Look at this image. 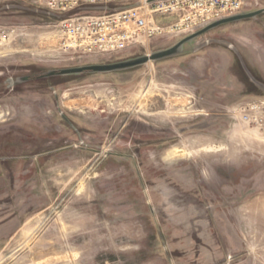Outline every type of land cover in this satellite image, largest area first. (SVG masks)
I'll return each instance as SVG.
<instances>
[{"label":"rangeland","instance_id":"1","mask_svg":"<svg viewBox=\"0 0 264 264\" xmlns=\"http://www.w3.org/2000/svg\"><path fill=\"white\" fill-rule=\"evenodd\" d=\"M132 5L0 0V264H264V135L240 112L264 100V12L137 67L39 78L185 38L159 18L149 43L95 57L52 33Z\"/></svg>","mask_w":264,"mask_h":264},{"label":"built area","instance_id":"2","mask_svg":"<svg viewBox=\"0 0 264 264\" xmlns=\"http://www.w3.org/2000/svg\"><path fill=\"white\" fill-rule=\"evenodd\" d=\"M43 3L55 14H66L85 5L109 2H134V5L105 13H77L55 24L52 33L64 51L80 55L105 57L149 43L165 28L157 24L159 18H172L166 35L189 36L213 22L247 12L245 0H32ZM0 43L9 33L1 30ZM247 122L253 123L264 135V100L241 105Z\"/></svg>","mask_w":264,"mask_h":264},{"label":"water","instance_id":"3","mask_svg":"<svg viewBox=\"0 0 264 264\" xmlns=\"http://www.w3.org/2000/svg\"><path fill=\"white\" fill-rule=\"evenodd\" d=\"M263 12H264V8L257 10V11H253V12H245V13L223 18L185 37L184 39L179 41L174 46L168 49H165V50L158 51L150 55H144L136 59H131V60L114 63V64H95V65H86V66H81V67L67 68V69H62L60 71H51L48 74L43 75V77H49V76H55V75H72V74L76 75V74H82L85 72H109V71H118V70L137 67V66L146 64L147 62L152 61V60L153 61L160 60L161 58H165V57L177 54L184 47L185 43L193 41L197 37L207 33L211 29L216 28L217 26L221 24H225V23L233 22L237 20H242L246 18H252Z\"/></svg>","mask_w":264,"mask_h":264},{"label":"flooded vegetation","instance_id":"4","mask_svg":"<svg viewBox=\"0 0 264 264\" xmlns=\"http://www.w3.org/2000/svg\"><path fill=\"white\" fill-rule=\"evenodd\" d=\"M39 78L43 79V78H46V77H43V76H42V77H39Z\"/></svg>","mask_w":264,"mask_h":264},{"label":"crops","instance_id":"5","mask_svg":"<svg viewBox=\"0 0 264 264\" xmlns=\"http://www.w3.org/2000/svg\"><path fill=\"white\" fill-rule=\"evenodd\" d=\"M184 48V47H183Z\"/></svg>","mask_w":264,"mask_h":264}]
</instances>
